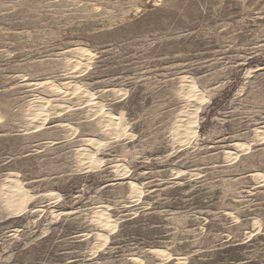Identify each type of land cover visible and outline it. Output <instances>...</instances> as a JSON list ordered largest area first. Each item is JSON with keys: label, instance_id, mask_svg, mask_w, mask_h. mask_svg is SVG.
I'll list each match as a JSON object with an SVG mask.
<instances>
[{"label": "rangeland", "instance_id": "obj_1", "mask_svg": "<svg viewBox=\"0 0 264 264\" xmlns=\"http://www.w3.org/2000/svg\"><path fill=\"white\" fill-rule=\"evenodd\" d=\"M0 264H264V0H0Z\"/></svg>", "mask_w": 264, "mask_h": 264}, {"label": "bare ground", "instance_id": "obj_2", "mask_svg": "<svg viewBox=\"0 0 264 264\" xmlns=\"http://www.w3.org/2000/svg\"><path fill=\"white\" fill-rule=\"evenodd\" d=\"M81 49V48H80ZM79 49V50H80ZM88 49V48H87ZM86 50V49H85ZM87 51V50H86ZM89 51V50H88ZM91 52V51H90ZM93 53V52H92ZM91 53V54H92ZM82 54H84V51H82ZM83 57V56H82ZM79 60H80V58H79ZM77 61V60H76ZM77 63H79V62H77ZM87 66H88V64H87ZM73 67V66H72ZM89 67V66H88ZM71 68V67H70ZM52 80V79H51ZM188 81V80H187ZM38 83V82H37ZM51 83H53V82H51ZM193 83V82H192ZM35 84V83H34ZM49 84V83H48ZM185 84V83H184ZM187 85V84H186ZM195 86V85H194ZM55 87V86H54ZM190 88H192L193 86L191 85V86H189ZM197 87V86H196ZM188 88V87H187ZM188 90V89H187ZM186 90V91H187ZM189 91V90H188ZM194 91V90H193ZM185 92V91H184ZM193 93V92H192ZM198 94V93H197ZM185 95H187V94H185ZM191 96H194V95H191ZM206 96V95H205ZM197 97H199V96H197ZM201 97V96H200ZM203 97V96H202ZM204 98V97H203ZM188 99V98H187ZM39 100V99H38ZM39 101H42V100H39ZM191 101V100H190ZM190 101L188 102L189 104H190ZM193 101H194V99H193ZM196 101V100H195ZM194 101V102H195ZM38 102V101H37ZM46 102V101H45ZM45 102H43V104L45 103ZM192 102V101H191ZM198 102V101H197ZM39 103V102H38ZM37 103V104H38ZM199 103V102H198ZM40 104V103H39ZM192 104H193V102H192ZM191 104V105H192ZM196 104V103H195ZM201 104V103H200ZM35 105V104H34ZM190 105V106H191ZM198 105V104H197ZM189 106V105H188ZM189 106V107H190ZM193 106V105H192ZM194 106H196V105H194ZM194 106H193V108H194ZM200 106V105H199ZM33 107V106H32ZM31 107V108H32ZM36 107H38L37 109H31V111L33 112V110L35 111L34 112V117L36 116V115H39V117H40V113H38V111H41L42 112V110H43V107L40 105V108H39V106H36ZM35 107V108H36ZM187 107V106H186ZM189 107H187V108H189ZM47 108V107H46ZM201 108V107H200ZM186 109V108H185ZM196 109V108H195ZM191 110H192V108H191ZM48 111V110H47ZM199 111V110H198ZM189 113H192V112H189ZM196 113V112H195ZM106 114V113H105ZM186 114H187V112H186ZM107 115V114H106ZM42 116V115H41ZM197 116V115H196ZM107 117V116H106ZM105 117V118H106ZM180 118H182V117H180ZM188 118L189 119H187V120H180V124H179V127H178V129H176L177 131H176V134H175V136H177V135H180L181 134V132H183L184 133V135L186 134V135H188V137L190 136V135H192V134H194L196 131L194 130V122H195V120H194V118H192L191 116L189 117L188 116ZM196 118V117H195ZM43 119V118H42ZM41 119V120H42ZM45 119H46V117H45ZM45 119H44V122H45ZM107 120H108V123L110 124V125H115V128H116V126H121V121H120V119L119 118H116V117H114V116H111L110 114H108V118H106ZM183 119V118H182ZM197 120H198V118H196ZM38 120V119H37ZM36 120V121H37ZM106 120V121H107ZM178 120V119H177ZM38 124V123H37ZM40 124V123H39ZM36 125V124H35ZM44 125V124H43ZM108 125V124H107ZM123 125V124H122ZM178 125V124H177ZM176 125V126H177ZM36 127V126H35ZM34 127V128H35ZM122 127V126H121ZM181 127V128H180ZM33 128V127H32ZM33 128V129H34ZM39 128H41V127H39ZM175 128V127H174ZM31 129V128H30ZM38 129V128H37ZM112 129H114L113 127H112ZM119 130V129H118ZM111 131V130H110ZM113 131V130H112ZM174 132H175V130H174ZM182 135V134H181ZM181 137V136H180ZM183 138V137H182ZM185 138V137H184ZM183 138V139H184ZM180 140H181V138H179ZM178 139V137H177V139L176 140H179ZM188 140H190V139H188ZM97 141V140H96ZM183 141V140H182ZM187 141V140H186ZM185 141V142H186ZM95 143V142H94ZM189 143V142H188ZM246 148V147H245ZM89 151H91V150H89ZM94 151H91V153H93ZM90 153V152H89ZM87 155H90V154H88V152H87ZM92 155V154H91ZM90 155V156H91ZM89 156V157H90ZM238 156V155H237ZM88 158V157H87ZM91 158H92V156H91ZM16 177H14V178H12V180L13 179H15ZM10 179V178H9ZM17 179V178H16ZM15 179V183H14V185H11V184H9V185H11V190L10 191H7L6 190V187H5V191H7V192H9L8 193V200H9V202H11V203H13V205H19L17 208H16V210L18 209V210H20V206H23L24 205V202L26 203V201H25V198H26V196L28 195H26V193L27 192H24L23 190H22V188L19 186V184H18V180H16ZM8 181H10V180H8ZM11 182V181H10ZM13 182V181H12ZM9 183V182H8ZM13 184V183H12ZM8 185V186H9ZM6 192V193H7ZM5 193V192H4ZM5 193V194H6ZM8 200H7V202H8ZM10 204V203H9ZM11 206H12V204H11ZM13 211V210H12ZM106 214H104V213H101L99 216H103L102 218H103V221H106L105 220V218H106V216H105Z\"/></svg>", "mask_w": 264, "mask_h": 264}]
</instances>
